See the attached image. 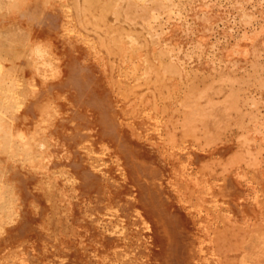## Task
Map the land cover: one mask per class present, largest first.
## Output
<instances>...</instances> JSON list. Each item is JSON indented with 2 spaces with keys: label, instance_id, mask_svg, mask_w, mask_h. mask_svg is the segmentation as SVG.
<instances>
[{
  "label": "bare ground",
  "instance_id": "obj_1",
  "mask_svg": "<svg viewBox=\"0 0 264 264\" xmlns=\"http://www.w3.org/2000/svg\"><path fill=\"white\" fill-rule=\"evenodd\" d=\"M223 1L0 0V258L14 254L5 264H47L32 226L42 220L52 251L80 261L90 252L102 264L113 249L121 264H187L182 233L195 228L181 200L204 193L227 214L204 233L217 264H264V225L241 230L255 215L226 198L246 170L264 196V0ZM193 143L218 157L193 151L188 175L168 150ZM143 242L153 256L144 262Z\"/></svg>",
  "mask_w": 264,
  "mask_h": 264
},
{
  "label": "rangeland",
  "instance_id": "obj_2",
  "mask_svg": "<svg viewBox=\"0 0 264 264\" xmlns=\"http://www.w3.org/2000/svg\"><path fill=\"white\" fill-rule=\"evenodd\" d=\"M221 3L223 4V5H226V2L225 1H223V0H221ZM62 13H63V11H62ZM65 13H63V17H65V18H61V20L64 22L65 20L64 19H67V15H64ZM234 27V28H233ZM239 27L237 26V24L235 23H233V21H232V29H231V31H229L230 33L229 34H231V35H233V36H239L240 35V28L238 29ZM232 31H233V33H232ZM238 33H239V35H238ZM215 39V37H213L212 38V40L213 41H215L214 40ZM221 39V40H220ZM219 43L220 44H223V39L222 38H219ZM125 72H127V76H126V74H124ZM130 72H131V70H124V69H122L121 70V75L119 74V78H121L122 80H124V82H123V84L125 83V79H123V78H126L127 80H129L128 82H129V84L131 85L132 83H133V80H132V77H131V75H129L130 74ZM123 77V78H122ZM125 85V84H124ZM2 103H4V100L2 101ZM155 116V115H154ZM156 116H159V114L158 115H156ZM160 118H161V116H159V117H155V119L156 120H160ZM151 120V119H150ZM149 120V121H150ZM163 120L161 119V122H162ZM160 122V121H159ZM148 123V122H147ZM230 143H228V145H229ZM186 147V148H185ZM189 147V148H188ZM191 147V148H190ZM194 148V149H193ZM195 148H197V150L195 149ZM201 148H203V147H197V145L196 144H192V145H190V146H186L185 144L184 145H180L179 147H177V149L175 148V149H169L168 150V153H170V154H172V152H173V154H174V156H177L178 158L177 159H179L181 162L179 163V161H178V163L181 165V167L183 168V169H185V171H187V173H188V175H190L191 173L193 174V173H195L196 171V169H195V165L193 164V158H192V153H193V151H194V153L196 154V155H200L201 156V154H202V156L204 157V155H205V157H207L208 156V159L210 160H208L207 158V160L209 161V162H211L212 160L213 161H215L216 160V155H217V153L215 152L214 154H213V151L212 150H209V152H206L207 150V148L206 147H204L203 149H201ZM171 150H173V151H171ZM195 150H196V152H195ZM206 150V151H205ZM171 151V152H170ZM179 151V152H178ZM188 151V152H187ZM211 151V152H210ZM263 151V152H262ZM261 152H262V154L264 155V149L262 150ZM205 153V154H204ZM207 153H209V154H207ZM172 154V155H173ZM210 154H213V155H210ZM179 155V156H178ZM191 155V156H190ZM207 155V156H206ZM210 155V156H209ZM217 157H218V155H217ZM182 159V160H181ZM215 159V160H214ZM212 161V162H213ZM264 166V165H263ZM247 172V173H246ZM251 172L252 171H248V170H246V171H244V178L242 179H236V178H231L232 179V181H230L231 179H229V181L231 182V184H233V185H231V184H229V186L231 185L232 187H230L229 189H230V192L232 191V189L234 190L235 189V191H233V193L231 192H228L227 191V196H226V198H229L231 201H232V199H233V204H232V207H233V209H234V211H235V213H238V212H242L243 211V208H244V211L245 212H248L249 214H252L251 216L252 217H254V215H255V219H252V220H254V221H252L253 223H251L252 225H250V224H247V225H243V224H245V223H242V225H243V227H242V225H241V227H242V229L241 230H243L244 232H246V231H248L249 229H251L252 228V230L254 231L255 230V228H257V225H258V223H260V225L261 224H263L264 225V204H263V202L261 201V200H263L264 201V198H262V199H260L259 198V196L260 195H262L263 196V191L261 192L262 194H260V192H258V191H261L259 188H260V186L261 185H259V187L257 186V184H255L254 182H255V180L251 177ZM253 173V172H252ZM247 174V175H246ZM223 175H225V174H223ZM222 175V176H223ZM218 176V177H217ZM215 177H217V178H211L212 180V182H215L216 183V185H217V181H218V178H220L221 177V175L219 174V175H216ZM253 179V182H252V180H251V178ZM217 179V180H216ZM235 179V180H234ZM240 182H239V181ZM3 181V182H2ZM239 183H238V182ZM218 182H220V181H218ZM1 183H4V178L2 177L1 178ZM214 183V184H215ZM249 183V184H248ZM236 184V185H235ZM254 185V186H253ZM240 189V190H239ZM241 193V194H240ZM205 194V195H204ZM204 194H202L201 196H200V198H199V200H198V198L196 197V196H194V195H192V196H190V198H189V200H185V201H183V199L181 200L182 202H183V204H185L186 203V205H183V207L187 210L188 208H189V210L186 212V210H185V213H189V216H190V221H191V224L193 225L192 227H194L195 229H193V228H191V230L188 232V231H184L183 233H185L186 232V237L188 238H186L185 236H184V234L182 233V236L186 239V240H188L189 242H191L190 243V246H191V250L189 249L190 247H189V243L187 242H185V240H184V244H185V247H186V245H187V247H188V252H187V256H185V259L187 258L189 261H191V263L190 262H188V260H187V264H217V262L219 261L216 257L214 258V255H215V247H212V246H208V244H207V242H208V239L209 238H211L212 236H206L204 233H205V230H207V228H209L210 230L212 229H214L213 231H216V229H218V227L220 228V227H222V225L221 224H223V222H224V219H225V216L227 215L224 211H222L223 209L221 208V207H219V208H217V207H215V208H212L211 209V207H209V203L211 204L212 202H210V201H213L212 199H213V197H209V195L208 194H206V193H204ZM256 194V195H255ZM208 195V196H207ZM232 195V196H231ZM235 197V199H234V197ZM261 196V197H262ZM238 197V198H237ZM242 197V198H241ZM264 197V196H263ZM257 199V200H256ZM206 200V201H205ZM214 200H215V198H214ZM240 200V201H239ZM255 200V201H254ZM196 201V202H195ZM198 201V202H197ZM202 201V202H201ZM149 202H151V196H150V199H149ZM185 202V203H184ZM261 202H262V204H261ZM197 203V204H196ZM201 203V204H200ZM204 203V204H203ZM255 203H258V204H255ZM254 204V205H253ZM205 205V206H204ZM206 205H208V208H207V206ZM237 205V206H236ZM246 205V206H245ZM257 205V206H256ZM262 207H261V206ZM201 206V207H200ZM219 206V205H218ZM235 206V207H234ZM187 207V208H186ZM198 207H200V208H198ZM205 207V208H204ZM210 208V209H209ZM221 208V209H220ZM240 208H242L241 209V211H240ZM85 210H86V208H85ZM127 210H128V213H130L132 216L131 217H135V219L133 220V222H134V224L135 225H138V227H139V229H138V231L141 233V235H144V230H143V227H142V221H141V217H140V214L136 211V209L135 208H132V209H129V208H127ZM196 210V211H195ZM250 212H249V211ZM159 211V208L157 209V212ZM193 211V212H192ZM209 211V212H208ZM236 211H238V212H236ZM207 212V213H206ZM223 214V215H222ZM225 214V215H224ZM222 217H224V218H222ZM258 215V216H257ZM237 217V216H236ZM251 217V218H252ZM187 218H189L188 217V214H187ZM213 218V219H212ZM217 218V219H216ZM214 219L216 220L215 222H214ZM223 219V220H222ZM236 220H239V222H240V219H239V217H237V218H235ZM234 219V222L236 223V225H237V223H239L238 221H236ZM164 219H161L160 218V222H161V224H164V225H162V229H163V233H164V235H167L168 236V238H170V236L172 235H174L173 234V232L171 233V235H170V232L172 231L171 229H169L168 228V226H167V224H166V222L165 221H163ZM209 220V221H208ZM46 220H42L41 221V223L43 224H41L44 228H45V231L47 230L48 231V228L46 227V226H44L45 224H46V222H45ZM100 221V220H99ZM162 221H163V223H162ZM189 221V222H190ZM220 221V222H219ZM255 222H257V223H255ZM32 223H33V221H32ZM34 223H37V222H34ZM32 224V226L36 229V230H38L39 232V234L41 233V241L42 242H44V240H45V242L46 243H43V245H42V253H40V251L37 253V256L39 257H37L38 259H41V262L44 260V263H47V264H63V263H65V264H67L68 262V264H89L90 262H92L93 264H96L97 262H95L96 261V259H94V257H95V255L94 254H92V255H94V257H93V259L92 258H90V256H91V253L89 252V254H87V255H85V261H84V259H81V261H80V259H79V257L76 255V254H73L72 255V251L70 252L69 251V253H71V255L72 256H70V254L68 253V250H67V252L65 251V252H63V250H61L60 248H56V250H57V252H54V250L52 251V247L53 246H55V247H57V245H53V243L57 240L56 239V236H55V234H52V233H50V235L48 236H46L45 234H43L44 233V228L41 226V225H38V224H40V222L39 223H37V224ZM45 223V224H44ZM208 223H210V224H208ZM202 226H201V225ZM40 227H42V230H43V232H40V231H42L38 226ZM209 225V226H208ZM218 225V226H217ZM235 225V224H234ZM165 228H164V227ZM198 226V227H197ZM212 226V227H211ZM252 226V227H251ZM214 227V228H213ZM217 227V228H216ZM251 227V228H250ZM38 228V229H37ZM205 228V229H204ZM216 228V229H215ZM100 229H102V231H104L103 232V235H107L108 234V232L106 231V229L105 228H100ZM193 229V230H192ZM248 229V230H247ZM164 230H165V232H164ZM170 230V231H169ZM212 230H211V234L210 235H212ZM246 230V231H245ZM167 232V233H166ZM168 232H169V234H168ZM187 232H188V234H187ZM47 233V232H46ZM204 235V236H203ZM44 236V237H43ZM54 236H55V238H54ZM166 236V237H167ZM173 238V237H172ZM191 238V239H190ZM206 239V240H205ZM47 240V241H46ZM54 240V241H53ZM49 241V242H48ZM143 241H145V240H143ZM207 241V242H206ZM56 243H57V241H56ZM46 244V245H45ZM50 244V245H49ZM124 244H125V242H124ZM245 244V243H244ZM144 245H145V247H144ZM52 246V247H51ZM244 246H246V245H244ZM212 249H211V248ZM144 248V249H143ZM249 247L247 246V248L246 247H244V250L242 249L241 250V252H242V254H246L245 253V251L246 252H248L247 251V249H248ZM55 249V248H54ZM143 251H142V250ZM187 249V248H186ZM240 249V248H239ZM47 250H48V252H47ZM55 250V251H56ZM59 250H60V253H62V254H60L59 255ZM65 250V249H64ZM111 250V249H110ZM140 250L142 251V252H140ZM147 250V251H146ZM249 250V249H248ZM44 251H46V252H44ZM62 251V252H61ZM112 252L114 251L113 249L111 250ZM149 247L147 246V244H145L144 242H143V244L140 246V248H139V255L141 256V259H142V262H144L143 260H146L145 258L146 257H150V255H151V258L153 257L152 256V254H151V251H149ZM190 251V252H189ZM244 251V252H243ZM108 253L106 254V255H108V256H106L105 255V258H104V256L102 257V259H103V262H102V264H121L122 263V259L121 258H123L122 256H119L120 254H118V257H121V258H119V259H116V255L113 253L112 254V252H110V251H107ZM110 252V253H109ZM115 252V251H114ZM146 252V253H145ZM192 252V253H191ZM66 253V254H65ZM115 253H117V252H115ZM141 253H143V254H141ZM188 253H191V255H193V256H190L189 257V255H188ZM203 253V254H202ZM39 254H41V255H39ZM47 254V255H46ZM54 256H53V255ZM58 254V255H57ZM69 254V255H68ZM109 254L111 255V256H109ZM147 254H148V256H147ZM214 254V255H213ZM9 255V254H8ZM12 255H14L13 253L11 254V255H9L10 257H8V258H6V256H1L2 258H0L2 261H0V264H5V263H7L8 262V260L10 261V260H12L13 261V256ZM63 255V256H62ZM11 256H12V259H10L11 258ZM43 256V257H42ZM52 256V257H51ZM57 256H58V258H57ZM76 256L78 257V258H76ZM89 256V257H88ZM4 257V258H3ZM65 257V258H64ZM72 257L73 258H75V259H78V260H75V259H72ZM88 257V258H87ZM148 257V258H149ZM6 258V259H5ZM42 258H43V260H42ZM67 258V259H66ZM89 258H90V260L91 261H89ZM96 258V257H95ZM108 258V259H107ZM109 258H110V260H109ZM3 259H5V261L3 260ZM8 259V260H7ZM55 260V262H54V260ZM61 260V262H60V260ZM63 259V260H62ZM64 259H66L65 261H67V262H65L64 261ZM86 259H88V260H86ZM112 259V260H111ZM116 259V260H115ZM179 259V258H178ZM216 259V260H215ZM58 260V261H57ZM70 260V261H69ZM74 260V261H73ZM95 260V261H94ZM120 261V262H117V261ZM218 260V261H217ZM7 261V262H6ZM64 261V262H63ZM71 261H72V263H71ZM77 261V262H76ZM83 261V262H82ZM87 261H89V263H87ZM141 261V260H140ZM5 262V263H4ZM11 262V261H10ZM9 262V263H10ZM63 262V263H62ZM76 262V263H75ZM81 262V263H80ZM117 262V263H116ZM193 262V263H192ZM213 262V263H212ZM92 263H90V264H92ZM186 263V262H185ZM219 263V262H218ZM239 262H237V263H235V264H238ZM43 264V263H42Z\"/></svg>",
  "mask_w": 264,
  "mask_h": 264
}]
</instances>
